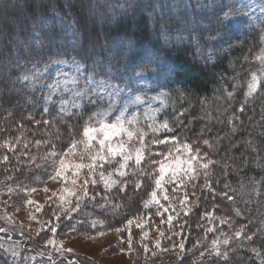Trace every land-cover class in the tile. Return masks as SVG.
<instances>
[{
    "label": "trees",
    "instance_id": "obj_1",
    "mask_svg": "<svg viewBox=\"0 0 264 264\" xmlns=\"http://www.w3.org/2000/svg\"><path fill=\"white\" fill-rule=\"evenodd\" d=\"M0 1V139L18 131L26 138L35 137L40 125L52 129L49 122L41 121L46 119L53 121L55 128L39 136L45 137L46 143H51L46 134L60 143L56 136L65 134L63 129L79 128L95 114L113 111L112 99L107 96V90H114L112 86L137 93L147 91L149 97L161 96L165 104L154 119L155 126L167 122L172 132H150L152 139L154 135L166 138L183 132L191 139L203 135L211 139L212 146H218L211 171L218 169L225 176L223 192L231 197L229 208L251 237L242 246L244 258L231 255L232 261L222 264H261L264 76L258 90L248 95L247 83L243 85L249 70L244 66L251 47L262 38L259 26L248 22L249 13L244 21L236 20L237 12L228 6L229 0H218L220 3L210 9L197 0H186L187 8L181 6L184 0ZM87 6L98 10L88 21ZM198 9L200 20H189L186 14ZM211 14L215 19L208 23L206 18ZM27 19L31 21L25 22ZM185 24L188 27L182 28ZM27 38L33 42L27 43ZM109 40L122 44L124 56L122 61L112 56L113 70L104 72L109 64ZM75 43H79L76 48ZM125 43H129V51ZM17 53L20 55L16 57ZM58 61L68 63L61 68ZM73 62L84 71L82 79L77 76L70 88L64 86L63 74L75 70ZM37 71L41 72L38 80L22 79ZM100 81L109 86L101 90ZM57 84L53 90L51 86ZM78 92L83 95L77 96ZM154 98L151 101L158 104ZM64 101L68 102L63 105L67 110L61 111ZM207 117L209 125L205 123ZM141 177L142 181L147 178ZM139 188L136 194L140 204L137 198L127 199L125 208L113 199L108 201L116 209L113 212L144 210L142 199L148 197L150 187L143 181ZM194 189L195 194H202L203 190ZM202 207H197L187 225L198 223Z\"/></svg>",
    "mask_w": 264,
    "mask_h": 264
},
{
    "label": "rangeland",
    "instance_id": "obj_2",
    "mask_svg": "<svg viewBox=\"0 0 264 264\" xmlns=\"http://www.w3.org/2000/svg\"><path fill=\"white\" fill-rule=\"evenodd\" d=\"M197 1L207 5L208 9L220 3L218 0ZM188 5V1H181V6L187 8ZM228 6L236 10V20L244 21L245 15L249 13L248 22H255L260 28L258 35L262 38L255 44V48L251 47L244 66L249 70L243 85L247 83L248 95L251 73L255 72L259 77L256 89L250 94L252 95L258 90L264 76L262 74L264 64L261 59H258L264 52V0H235V2L229 0ZM97 11L96 7L87 6L85 13L87 21L96 15ZM199 13L200 9L186 15L189 20L197 17L195 19L197 22L200 20ZM206 19L208 23L212 22L215 15L211 14ZM29 21L31 19L25 22ZM35 25L32 24V26ZM187 27L188 24H185L182 28ZM67 37L70 38L68 34ZM28 42L33 41L27 38ZM109 42L111 43L108 50L109 61L106 62L109 64L105 66L104 72L113 70L112 56L121 61V56H124L121 50L122 44L111 40ZM78 44L75 43L74 48ZM126 46V50L129 51V43ZM17 55L20 54L17 53L15 56ZM18 58L16 59L19 60ZM100 60L99 57L95 61ZM60 67L64 68L66 65L62 63ZM81 73L83 72L75 70L65 72L63 74L64 86L71 88L78 78L82 79ZM116 90L117 88L107 90V96L113 102L110 108L113 111L107 112V116L103 118L104 122L115 123L116 118L123 112L124 126L132 131L143 129L148 133L144 138L145 143H149L152 140L150 132L153 126V113L155 114L154 119H157L158 114L161 113L160 109L164 108L165 101L158 99V104L156 101L152 102L154 97L147 96V91L137 93L129 89H118V95H116ZM137 96L143 98L142 102L131 103L130 101ZM134 116L137 118V123H127ZM101 119L100 115L95 114L79 128L63 129L65 134L56 136V139L60 137V143L58 141L55 143V137L54 139L52 136L47 137V134L46 138L50 139L51 143H46L45 137L39 136L44 132L49 134L55 128L53 121L46 119L41 121L49 122L52 129H45L43 125H40L41 129L37 130L41 131L35 133V137L26 138L24 132L18 131L17 134L9 135V137L5 134L0 139V264H222L228 262L231 255L235 256L234 258L237 255L238 259L244 258L241 255L242 246L246 245L250 239L245 232V225L237 220L236 215L229 208V195H224L223 192L225 176L220 174L218 169L212 172L210 165L208 169L199 166L201 162H206L208 159L215 162L213 158L218 152V146H212L211 139L202 137L203 135H197L191 139L192 137L181 132L175 135V145L172 142V136H169L160 138L167 139L169 141L167 145H151V152L145 150V160L139 166L143 168H148L147 160L152 153H166L172 150V156L167 157L166 162L174 157L187 160L190 153L184 151V143L191 145L192 154L199 149L201 160L193 161L195 178L189 179L181 172L179 175L184 181L183 185L177 180L168 183L171 177L169 172L165 176L162 189H156L154 178L158 176L159 165H153L152 176L143 180L145 185L150 187V191L147 194L148 197L145 196L142 199L145 208L141 212H134L133 209H130L132 212L127 209H124L125 212L124 210L113 212L116 209L108 205V201L113 199L116 200L115 203H123L125 208L127 199L132 201L137 198L138 203H141L139 194H136L138 190L140 192V188L135 187L134 181L143 178L142 175H133L137 167L134 164V158L124 169L128 173L127 176H121L119 172L113 171L114 168L119 167L117 161H122V156L117 155L110 162L97 161L94 176L96 183L86 185L88 194L82 196L81 185L84 179L91 181L93 175L87 168L80 169L77 175V170L73 165L90 163L89 152L94 153L100 149L99 140L103 138V134L94 133V139L86 149L83 141L87 138L84 137L83 132L86 126L99 127ZM205 121L206 125H209V117ZM205 140L211 147L204 144ZM72 141L79 142L78 146L72 154L65 157L63 153L67 151ZM121 142L127 145L129 151L139 146L138 137L129 140L125 132L112 136L106 144L115 146ZM177 148L179 151L176 150ZM104 154L108 155L106 147ZM153 158L164 159L159 155ZM61 159L69 161V166L65 169L64 176L52 179L55 170L59 169ZM184 167L186 168L187 165ZM101 172L118 183L106 186L100 177ZM205 172L208 173L207 177H205ZM73 180H76L75 184ZM206 180L210 183V188L205 186ZM125 184L126 187H124ZM194 188L203 190L202 194H195ZM65 189H70L75 195L65 192ZM153 190L157 191L159 204L151 202L145 206V202L151 201ZM185 193L188 199L181 203L184 201ZM165 195L169 199H164ZM203 199L206 203H203ZM93 204L95 206H92ZM200 205L203 206L199 210L200 220L197 224L187 225V220L192 213L197 212V207ZM112 207L115 205L112 204ZM165 208L168 209L167 212H164ZM158 211L163 212V216L157 215ZM169 215L174 217L171 224L167 222ZM129 219L133 220L131 225L127 224ZM138 224L144 227H137ZM237 231H240L241 235L236 236ZM145 232L148 233L146 237ZM48 239L57 243L48 244ZM226 239L227 244L224 243ZM157 241H160L159 245ZM213 241H216L215 246ZM59 242H62V248ZM181 244H183L182 248ZM58 248H60L59 251ZM217 251L221 254L217 255ZM225 252L227 259L223 255Z\"/></svg>",
    "mask_w": 264,
    "mask_h": 264
},
{
    "label": "snow or ice",
    "instance_id": "obj_3",
    "mask_svg": "<svg viewBox=\"0 0 264 264\" xmlns=\"http://www.w3.org/2000/svg\"><path fill=\"white\" fill-rule=\"evenodd\" d=\"M227 18V14L226 17ZM258 59H261L262 64H264V52H262L261 56L258 57ZM57 63H63V64H67L68 61H58ZM74 64V68L75 71L80 72L82 66L79 64H76L75 62H73ZM46 70V69H45ZM262 74H264V69H262ZM41 75V72L37 71L36 73H34L32 76H24L22 77V79L24 80H33L36 81L39 79ZM251 81L249 82V94L252 93V91H254L258 85V81H259V77L257 76V73L253 72L251 73ZM91 76L89 77V80H91ZM109 85L106 84L105 81H100L98 83V87L101 88V90L107 88ZM53 88V90H56L59 85H52L51 86ZM115 89V86H112ZM115 94L118 95V89L115 91ZM77 96L83 95V93H76ZM228 95L231 97L232 93H228ZM161 96L155 97L154 99H161ZM48 100L51 99V96L49 95L47 97ZM143 98L140 96L135 97L134 100L130 101L131 103H140L142 102ZM68 102L64 101L62 102V108L61 111H66L67 109L65 107H63V105H66ZM75 106H79V105H75ZM46 110V109H45ZM158 111V110H157ZM100 115L102 117V119L99 121V127H91V126H86L84 128V132L83 135L84 137H86L87 139L85 141H83L85 148L88 149L91 141L94 139V133H102L103 134V138L99 140V145H100V149L98 151H95L94 153L89 152L90 155V159L91 162L84 164V163H75L73 166L74 168L77 170V175H79V170L83 169V168H87L89 169L90 173L93 175V179L90 181L89 179H84L83 184L81 185V195L82 196H86L88 194L87 192V188L86 185H88L89 183H96V180L94 178L95 176V170L97 168V161L100 162H110L112 158H114L117 155H120L123 157L122 161H117V163L119 164V167L114 168L113 171L119 172V174L121 176H127L128 173L126 171H124V169H126L128 167V162L130 160H133L134 158V164L136 167V170L133 172V175L135 176H145V177H151L152 173H153V165H159V170H158V176L154 178V182H155V186L156 189H162L163 188V182L165 181V176L170 172L171 173V177L168 180V183H171L173 180H177L179 181V183L181 185H183L184 181L183 179L180 177V173L183 172V174L185 176H188L189 179H193L194 177V173H195V167L193 165V161L197 160L200 161L201 157L199 155V149L196 150L195 154H192V149H191V145L184 143L183 144V149L185 152L190 153V156L187 160H182L179 157H174L172 160L167 161L166 162V158L167 157H171L172 156V150L165 152H159V153H152L151 155H149L147 163H148V168H143V167H139L142 162L145 160V150L147 149L149 152H151V145H167L168 144V140L167 139H160L158 137H153V139L149 142V143H145V137L148 135L147 132H145L143 129H137L136 131H132L128 128H126L124 126L125 121L123 119V112L121 113V116L116 118L115 123L109 124L104 122V119L107 116V112L102 113V114H97ZM154 113H153V126L151 127V132L153 134L160 132V131H167V132H172V129L168 126L167 122L161 123L158 127L155 126V120H154ZM127 123L129 124H136L137 123V118L134 116L132 117L131 120L127 121ZM57 131H59V129H57ZM121 132H125L127 134V137L129 140H132L133 137H138V147H135L134 149H132V151H129L127 145L124 142H121L118 145L113 146L112 144H106L107 141L110 140V138L114 135H118ZM173 144H176V137L173 136L171 137ZM77 141H72L70 143V145L67 148V151L65 153H63V155L65 157H67L68 155L72 154L74 152V150L76 149V147L78 146ZM204 144L209 145V142L207 140L204 141ZM107 148V152L108 155L104 154V148ZM209 147H211V145H209ZM177 151H179V149H176ZM51 155H55V153H51ZM159 155L161 157H164V159H160V160H156L153 157ZM206 155V154H205ZM5 159H7V157H5ZM215 162L212 161L211 159H208L206 162H201L200 163V167L204 168V169H208L209 165L214 164ZM184 165H187V167L185 168ZM69 166V161H67L66 159H61L59 161V169L55 170V175L52 176V179H55L57 176H64L65 174V169ZM208 173L205 172V177H207ZM100 177L104 180V183L106 186H110L111 184H115L118 183V181L116 180H111L110 176H105V174L103 172L100 173ZM73 184L76 183V180L72 181ZM135 187L139 188L142 184L143 181L140 179H137L134 181ZM127 185L125 184L124 187H126ZM206 187H211L210 183L207 182L206 180ZM166 191V190H165ZM65 192H69V194L71 195H75L74 192H72L70 189H65ZM224 195H227L226 193ZM229 199H231V197H228ZM164 199H169V197L167 195L164 196ZM188 199V195L187 193H185L184 195V201H182L181 203H184L185 201H187ZM151 202H155L156 204H159V200L157 198V191L153 190L151 192V201L145 202V206H147L148 203ZM29 203H31V201H29ZM75 210V209H73ZM168 209L165 208L164 212H167ZM238 211V210H237ZM163 212H157V215L163 216ZM55 215V213H54ZM207 215V213H206ZM57 219H59V217H57ZM174 219V217L172 215H169L167 217V222L169 224H171L172 220ZM133 223V220L129 219L127 221L128 225H131ZM137 227L143 228L144 225L142 224H138ZM51 231V230H50ZM117 231H119V229H117ZM102 235V233H101ZM148 235L147 232L144 233V236L146 237ZM161 235H163V233H161ZM236 236L241 235L240 231H237L235 233ZM248 239H251V237H248ZM48 244H55L57 242L48 239L47 240ZM60 243V248L63 247L62 242ZM157 245H159L160 241L156 242ZM225 244L228 243V240L226 239L224 241ZM216 241H213V245L215 246ZM146 247V245H145ZM180 247H183V244L180 245ZM60 248H58L57 250L59 251ZM67 251H71V249H67ZM253 251L255 252L256 250L253 249ZM43 255V253H41ZM217 255H220L221 253L219 251H217L216 253ZM225 259H227V253H223ZM261 264H264V260H262Z\"/></svg>",
    "mask_w": 264,
    "mask_h": 264
}]
</instances>
